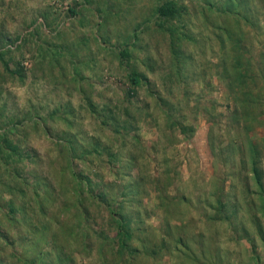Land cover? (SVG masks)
<instances>
[{
	"label": "rangeland",
	"instance_id": "obj_1",
	"mask_svg": "<svg viewBox=\"0 0 264 264\" xmlns=\"http://www.w3.org/2000/svg\"><path fill=\"white\" fill-rule=\"evenodd\" d=\"M166 1L0 0V146L18 149L23 174L12 180L0 155V228L12 238L0 263L54 251L41 263L106 264V246L123 264L113 240L124 216L132 246L157 249L138 264H264L248 145L264 182V8L246 1L252 26L225 16L224 0H175L186 12L165 21ZM238 56L245 84L231 91L222 65ZM85 177L92 194L75 192ZM11 193L24 207L13 226Z\"/></svg>",
	"mask_w": 264,
	"mask_h": 264
},
{
	"label": "trees",
	"instance_id": "obj_2",
	"mask_svg": "<svg viewBox=\"0 0 264 264\" xmlns=\"http://www.w3.org/2000/svg\"><path fill=\"white\" fill-rule=\"evenodd\" d=\"M246 1L248 0H224V3H222V12L224 13L225 16H231V14H236V16H238V18L241 21H244L245 24H249V25H255L254 16H250L249 13V7L250 5H248V3H246ZM259 3L262 4L263 8H264V0H257ZM209 7V8H208ZM208 8V10L210 12H212L213 8H212V4L211 1H209V4L207 5L206 9ZM74 12V11H72ZM186 12V8L184 5H180L178 2H176L175 0H167L165 3L161 4L160 6H158L157 8V14L165 21H174V20H179L183 17V15ZM262 14H264V12H262ZM258 23V28H261V22L260 20L257 22ZM240 25V24H239ZM165 27V26H162ZM166 28V27H165ZM168 31L172 32L173 34V30L172 29H168ZM230 33V32H229ZM2 52H0V57L2 56ZM242 56H238V57H234V58H230L229 60H226L224 62V64L222 65L223 67V72H225L226 77L229 79V88H231V91H235V88H237L240 85H244L245 84V78L246 76L243 74L242 70L243 66L245 67L246 64L243 63L242 61H244L243 57L242 60H240L239 58H241ZM262 60V61H261ZM230 62V63H228ZM234 63L231 66V63ZM260 62L263 65L264 69V52H261L260 54ZM180 63V61L178 62ZM263 72H261L262 74ZM142 78L146 79V77L142 74L139 73L137 71H133V73H131L130 76V80L132 81L133 84H141V80ZM249 103H251V101H248ZM241 116L239 115L238 118H240ZM244 117V116H242ZM250 116L247 115V120L250 121ZM7 141V139H6ZM251 151L255 154V156L258 158V147L254 146L255 144L252 141H249L248 143ZM9 148L5 149H1L2 147L0 146V155L5 156V161H6V165L7 167L5 168L6 172L10 175V177L12 178V180L16 181L18 180V173L22 176L23 174L20 173L19 168H17L16 161L12 162V159L14 158V156H16V154H19L18 149L16 147H13L11 145H9ZM72 153H76V150L71 147ZM22 155V154H21ZM25 155H27L28 157H31L32 155H30V152L25 153ZM254 157L251 160V165H253V173L255 176V179H257V183L259 184V186L262 188L263 192H264V182L262 180L261 177V170L260 167H258L257 163V158ZM14 170V172L12 171ZM33 174V173H31ZM35 176V174H34ZM33 177V176H32ZM86 178V177H85ZM87 182L85 180H82L78 183L75 192L76 193H84L85 191L87 192H91V194L93 193L92 189H91V180L87 177ZM74 180H77V176L74 177ZM86 182V185L85 183ZM9 186H11L12 184H8ZM87 185L89 186V188L87 187ZM14 186V185H13ZM80 189V190H79ZM12 194V195H11ZM10 196L13 198H11L10 200H6L5 202L7 204V207H5L4 205V210H3V214H5L6 219L8 220L9 224L11 226H13L15 223L19 222L20 219L18 218V214L21 213L24 209V207H22L21 205L18 204L16 197L14 198V196H16V194L11 193ZM219 204L220 207L225 208L226 207V203L224 204L221 200H219ZM123 216V215H122ZM125 217L123 216V219H119L117 220L118 224L120 225L118 232H117V236L114 238L113 240V244H115L116 247V253L121 256V259L123 260V264H138L140 262L141 259L145 258H154V254L157 253V249L153 246V248H149L147 249L146 246L143 247L142 250H140L138 247H133L132 243L130 242L132 239H134L135 237V232L133 233V227H125ZM9 231H5L4 229L0 228V239L6 240L8 242H11L12 238L8 233ZM84 233V232H83ZM87 235V232H86ZM6 242L5 245H8L9 243ZM114 250V248H113ZM100 254L103 255L106 259H108V262H106V264H116L114 262H110L109 261V250L106 248V246L104 247H100ZM53 257L56 261V252L54 251H42L38 256H36L33 260H26L25 264H42L41 261L43 260L42 257ZM125 256L127 257V260L125 261ZM142 256V258H141ZM190 259V258H189ZM40 260V261H39ZM58 261H60L61 263L58 264H67L65 262L71 261L72 259L70 257H66L65 259L61 258L58 259ZM142 261V260H141ZM57 262V261H56ZM3 264V263H0Z\"/></svg>",
	"mask_w": 264,
	"mask_h": 264
}]
</instances>
